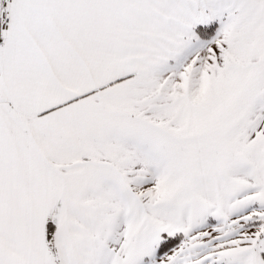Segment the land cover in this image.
<instances>
[{
	"label": "snow or ice",
	"instance_id": "obj_1",
	"mask_svg": "<svg viewBox=\"0 0 264 264\" xmlns=\"http://www.w3.org/2000/svg\"><path fill=\"white\" fill-rule=\"evenodd\" d=\"M0 264H264V0H0Z\"/></svg>",
	"mask_w": 264,
	"mask_h": 264
}]
</instances>
